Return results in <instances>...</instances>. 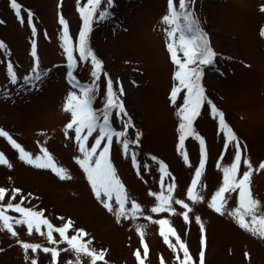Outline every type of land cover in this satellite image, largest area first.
Masks as SVG:
<instances>
[{
  "label": "rangeland",
  "instance_id": "1",
  "mask_svg": "<svg viewBox=\"0 0 264 264\" xmlns=\"http://www.w3.org/2000/svg\"><path fill=\"white\" fill-rule=\"evenodd\" d=\"M166 1L112 0V5L106 7L101 0L97 14L101 10L112 12L104 21L94 19L89 33V47L102 63L94 107H101L106 80L119 79L126 92L123 103L134 123V127L128 129V137L134 139L136 130L141 132V143L133 145L137 167H133L130 154L124 153L121 145L114 143L110 147L109 160L127 196L125 207L130 210L135 201L141 208L135 217L121 218L117 222L115 214L95 199L86 175L76 163L77 159H82V154L74 130L67 136L64 132L70 117L63 113L62 104L74 88L66 80L68 69L60 40L59 18L68 24L75 48L83 26L78 6H83L86 0L79 3L78 0H17L21 7L20 18L10 7V0H0V43L3 44L0 48V129L7 131L33 156L42 155V149L47 150L57 166L65 168L72 177L61 181L51 170L26 164L19 159V149L13 148L7 138L0 137V154L8 161L0 165V187L5 189L0 207L12 218V230L17 233L13 237L2 228L0 221V264H31L32 259L37 264H93L85 253L77 255L71 251L67 240L55 231L64 223H70L65 232L67 238L82 229L87 235L79 237L77 243L86 244L90 252H104V260L95 264H139L134 255L137 251L144 264H180L183 255L179 242L170 236L169 244L173 247L165 244L159 235L161 226L155 223L158 219L169 220L164 229H174L180 242L188 248L192 264L194 261L199 264L201 230L195 221L197 216L205 227V264H264V239L241 229L233 218L221 216L208 207L211 196L222 186V169L230 166L234 150L224 149L217 118L207 106H202L201 115L193 122L195 133L205 141V168L194 189L202 199L193 203L187 197V189L199 165V141L188 138L183 149L178 148L177 106L169 100L176 67L166 50V26L162 23L167 13ZM175 4L178 6V0ZM262 6L264 0H194L192 7L218 54L216 62L204 68L201 83L206 96L225 113V122L245 149L237 175L242 176L247 170L243 165L245 155L253 166L249 189L261 204L258 215H264V169L259 168L264 163ZM28 12L34 17L31 26L27 23ZM31 27L37 30L35 37ZM33 39L37 43L35 58L31 55ZM73 54L77 58L73 69L76 81L81 86L89 85L93 79L90 60L81 62L78 52ZM8 64L13 66L15 83L7 71ZM34 67L42 73L40 80L34 79ZM103 73L108 75L105 77ZM111 122L118 123L114 119ZM92 142L94 136L86 142V147ZM181 152L188 156L187 163ZM158 162L165 165L168 173L163 184ZM169 184L174 185L173 200H183L190 211L173 203L172 212H150V208L159 203L156 196L169 195ZM14 190L19 191L13 195ZM8 203H20L24 208L41 211L42 218L53 226L52 241L47 239L48 229L44 225L40 232H36L35 227L29 232L26 224L17 225L15 220L24 217L14 209H7ZM112 204L116 207L114 200ZM227 206L230 210L239 208L238 191L229 197ZM186 211L188 221L183 219ZM245 219L250 220V217ZM138 227L140 232L136 230ZM23 243L39 247L32 252L24 250ZM44 248H55L57 257L53 259L51 252L45 253Z\"/></svg>",
  "mask_w": 264,
  "mask_h": 264
},
{
  "label": "snow or ice",
  "instance_id": "2",
  "mask_svg": "<svg viewBox=\"0 0 264 264\" xmlns=\"http://www.w3.org/2000/svg\"><path fill=\"white\" fill-rule=\"evenodd\" d=\"M193 2L194 0H178V6H174V0H167V13L162 17V23L166 26V50L170 54V59L176 67L173 77L175 83L171 87L169 100L171 104L177 106L176 115L179 117L177 129L179 134L178 148L183 149L185 141L188 138L194 137L196 141H199V165L195 168L194 178L191 180V187L187 189V197L193 203L199 202L202 199L194 189H196L198 181L200 180L201 171L205 168V141L200 135L195 133L193 122L201 115L202 106H207L210 108L212 115L217 118L218 128L222 133V139L224 141V149L234 150V159L230 163V166H225L222 169V186L211 196L208 207L221 216L227 215L233 218L241 229H245L253 235L264 239V215L257 214V209L261 207V204L253 198V194L249 189L253 166L245 155L243 165L247 170L243 171L242 176L237 175L241 168L242 152L245 149L233 129L225 122V113L219 110L206 96V90L201 83L204 68L214 64L218 54L211 46L209 34L204 31L195 12L191 10ZM104 4L106 7H110L112 0H104ZM100 6L101 0H86L83 6H78V12L82 18L83 26L79 29L75 48L72 46V38L69 35L68 24L62 17L59 18V25L62 26L60 40L62 41V50L66 55L68 69L67 77L73 83L74 88L73 91L67 94V101L62 104V111L70 117V122H67L64 129L65 135L67 136L71 130H74L75 141L78 145L79 152L82 154V159H77L76 163L86 175L95 199L108 212L114 213L117 222H119L121 218L127 220L130 217H135L137 213L141 212V208L135 201L131 203L130 210L125 207L127 196L124 192V185L121 183L109 160L110 147L114 143L121 145L122 151L130 154L133 167H137V157L133 145H139L141 143V132L140 130H136L134 139L128 137V129H132L134 123L123 103L126 92L119 79L115 82L107 79L105 84L106 94L101 101V107L97 109L93 104L97 99L98 85L102 77V63L94 54L93 49L89 47V33L93 29L94 19L96 21H104L109 15L106 10H101L97 14V9ZM10 7L15 10L17 18H20L21 7L17 0H10ZM260 11L264 13V6L261 7ZM27 15V23L31 26L33 25L34 17L31 12H28ZM31 34L33 37L37 35L35 27H31ZM260 35L264 36V29L260 30ZM2 47L3 44L0 43V48ZM74 51L78 52L79 61L84 62L90 60V73L93 79L89 85L81 86L73 75L72 69L77 65V58L73 54ZM31 55L33 58L37 56V43L35 39H33L31 44ZM12 68L13 66L11 64L7 65V71L11 74L12 82L15 83L16 75L12 72ZM32 72L34 73L35 80L41 79L42 73L37 72L35 67L32 68ZM107 75V73H103V76L106 77ZM132 83L133 85L135 84L134 81ZM75 89H79V92ZM113 119L118 123L113 124L111 122ZM93 136L94 142L90 144V147H86V142ZM0 137L7 138L13 148L19 149V159L26 164L36 169L51 170L61 181L72 178L66 172L65 168L57 166L47 150L42 149V155L33 156L21 148L7 131L0 129ZM181 154L183 155L184 162L187 163L188 156L183 152ZM7 163L8 161L0 154V165ZM157 166L159 169L160 183L163 184L164 178L168 173L162 162H158ZM259 168L264 169V163H261ZM145 170L147 171V169ZM173 187L174 185L172 184L167 186L169 195L165 196L160 194L155 197L159 203L157 206L150 208L151 213L172 212L174 211L172 208L173 203L178 206L182 205L184 209H189V205L183 200H173L171 195ZM18 191L14 190L13 195ZM237 191L239 208L230 210L227 206L229 197ZM4 197L5 189L0 187V200H3ZM113 200L116 207H113ZM7 209H14L15 212L20 213L24 217L22 220H15V223L17 225L26 224L29 232L34 227L36 232H40L41 225L46 226L48 229L47 239L52 241L53 226L49 220L42 218L43 214L41 211L24 208L20 203L15 205L8 203ZM245 217H250V220H246ZM11 219L10 216L5 214V209L0 207L2 228L15 237L17 233L12 230L13 225L10 223ZM183 219L185 221L189 220V212L186 211L183 213ZM195 221L201 230L199 264H205V227L201 223L199 216L195 217ZM155 223L161 226L159 235L163 237L165 244H169L170 236L176 237L179 242V250L183 255L180 264H192L193 258L185 244L180 242V237L176 235L175 230L172 228L164 229L163 226L169 224V220L158 219ZM69 227L70 223H64L63 227L56 228L55 231L59 233L60 237L67 240L71 251H74L77 255L82 252L85 253L91 258L93 264L96 261L104 260L103 251L99 253L95 251L90 252L86 244L77 243L79 237L87 235L82 229L72 235L70 239L67 238L65 232ZM136 230L137 232L141 231L139 227ZM91 243L92 241L89 240L88 244ZM38 247L39 245L32 243L22 244L24 250L31 249L32 252H36ZM169 247L171 248L173 246L169 244ZM43 251L45 253L51 252L53 259L57 257L55 248H44ZM134 255L139 264H144L139 251L135 252ZM144 255H148L147 248L144 250ZM245 255L247 256V253ZM25 258L28 259L27 256ZM31 264H37V261L32 259Z\"/></svg>",
  "mask_w": 264,
  "mask_h": 264
},
{
  "label": "trees",
  "instance_id": "3",
  "mask_svg": "<svg viewBox=\"0 0 264 264\" xmlns=\"http://www.w3.org/2000/svg\"><path fill=\"white\" fill-rule=\"evenodd\" d=\"M166 3H167V1H166ZM166 6H167V5H166ZM174 6H176V4H175V0H174ZM192 7H193V3H192V5H191V10L194 11ZM111 12H112V10L109 11V14H111ZM194 12H195V11H194ZM195 14H196V12H195ZM196 17L198 18L197 14H196ZM198 19H199V21H200V23H201V26L203 27L204 31H206L205 26L202 24L201 19H200V18H198ZM206 32H207V31H206ZM123 100H124V98H123ZM196 263H197V261H194V264H196Z\"/></svg>",
  "mask_w": 264,
  "mask_h": 264
}]
</instances>
